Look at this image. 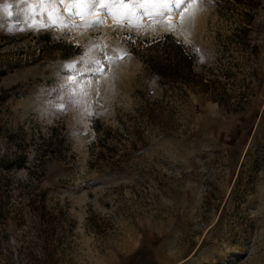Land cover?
Returning a JSON list of instances; mask_svg holds the SVG:
<instances>
[{
	"label": "rangeland",
	"instance_id": "obj_1",
	"mask_svg": "<svg viewBox=\"0 0 264 264\" xmlns=\"http://www.w3.org/2000/svg\"><path fill=\"white\" fill-rule=\"evenodd\" d=\"M24 7L0 11V126L25 131L30 143L57 127L65 141L62 154L45 157L41 182L27 169L3 173L0 264H264V0H203L193 19L174 20L172 34L196 53L198 69L220 72L239 111L192 93L122 171L90 167L93 121L116 126L144 99L162 97L130 43L167 32L137 34L112 19L34 30ZM104 45L127 55L103 77L85 64L62 67L90 49L102 57ZM0 148L15 144L0 134ZM34 155L31 145L27 161ZM34 192L40 203L31 202Z\"/></svg>",
	"mask_w": 264,
	"mask_h": 264
},
{
	"label": "trees",
	"instance_id": "obj_2",
	"mask_svg": "<svg viewBox=\"0 0 264 264\" xmlns=\"http://www.w3.org/2000/svg\"><path fill=\"white\" fill-rule=\"evenodd\" d=\"M48 38L47 35L44 36ZM131 52L143 63L146 71L157 80L163 89L161 98L144 99L135 107L134 112L118 116V125L106 124L96 118L93 121L95 141L91 145L89 165L100 171H122L133 150L155 127L168 125L179 110L180 105L192 93L201 94L225 106L228 110L239 111V95L228 88V82L220 78L214 68L202 66L198 69L196 53L174 34L165 33L148 39H137L130 43ZM5 71H2L4 74ZM230 77V72L224 73ZM233 74V73H232ZM18 129L0 126L3 138L15 144L11 152L0 148V216L3 188L7 186L4 172L13 169H27L30 181L41 182L45 176V157L62 154L65 137L52 127L48 136L39 133L30 142L25 141L26 132L19 134ZM19 140V141H18ZM34 146V160L27 161L28 148ZM40 193L30 197L34 204L40 203ZM41 205L33 207L39 210Z\"/></svg>",
	"mask_w": 264,
	"mask_h": 264
},
{
	"label": "snow or ice",
	"instance_id": "obj_3",
	"mask_svg": "<svg viewBox=\"0 0 264 264\" xmlns=\"http://www.w3.org/2000/svg\"><path fill=\"white\" fill-rule=\"evenodd\" d=\"M203 0H0V11L11 16V9L15 5L24 4L21 14L24 23L34 30H47L49 28H92L111 18L113 26L135 29L139 34L140 29L160 26L165 32L173 33L176 30L174 17H180L181 26L194 18L198 5ZM59 5H64V12L59 10ZM91 17V19H89ZM12 29H9L11 31ZM23 30V29H21ZM98 39V38H97ZM125 39L131 40L129 34ZM100 45H92V49ZM104 45L101 51L102 57L91 54V49L80 56L78 60L68 62L62 66L67 69H75L77 64L88 65L84 71L96 74L97 77L105 75V66H111L122 62L127 55L122 49L113 47L111 55ZM68 80L76 84L78 81L69 76ZM81 93L87 95L84 89ZM73 104L80 101L73 99ZM59 110H66L68 105H57Z\"/></svg>",
	"mask_w": 264,
	"mask_h": 264
},
{
	"label": "bare ground",
	"instance_id": "obj_4",
	"mask_svg": "<svg viewBox=\"0 0 264 264\" xmlns=\"http://www.w3.org/2000/svg\"><path fill=\"white\" fill-rule=\"evenodd\" d=\"M177 19H178V16L174 17V20H177ZM110 21H111V18L110 17L105 20L106 23H108Z\"/></svg>",
	"mask_w": 264,
	"mask_h": 264
}]
</instances>
